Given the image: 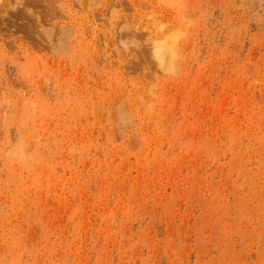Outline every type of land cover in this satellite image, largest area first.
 Masks as SVG:
<instances>
[{
	"label": "rangeland",
	"instance_id": "374dc122",
	"mask_svg": "<svg viewBox=\"0 0 264 264\" xmlns=\"http://www.w3.org/2000/svg\"><path fill=\"white\" fill-rule=\"evenodd\" d=\"M0 264H264V0H0Z\"/></svg>",
	"mask_w": 264,
	"mask_h": 264
},
{
	"label": "bare ground",
	"instance_id": "6f19581e",
	"mask_svg": "<svg viewBox=\"0 0 264 264\" xmlns=\"http://www.w3.org/2000/svg\"><path fill=\"white\" fill-rule=\"evenodd\" d=\"M113 32V31H112ZM83 38V37H82ZM177 39V38H176ZM175 41V40H174ZM165 48V47H164ZM168 49H167V53L169 54H172L171 56H173V54L175 55L176 54V47H174V45H173V47L170 45L169 47H167ZM88 50V49H87ZM158 51H160V52H164V49H162V48H159V50ZM145 52H147V51H145ZM171 59V58H170ZM170 62V61H169ZM169 65V64H168Z\"/></svg>",
	"mask_w": 264,
	"mask_h": 264
}]
</instances>
